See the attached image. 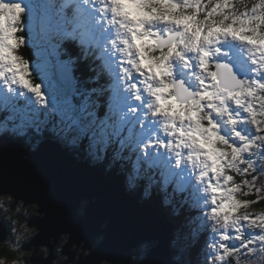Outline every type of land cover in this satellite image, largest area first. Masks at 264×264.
<instances>
[{
    "label": "rangeland",
    "instance_id": "1",
    "mask_svg": "<svg viewBox=\"0 0 264 264\" xmlns=\"http://www.w3.org/2000/svg\"><path fill=\"white\" fill-rule=\"evenodd\" d=\"M24 1L28 3V7ZM31 1H0V33L8 37L7 43L12 48L19 46L18 55L23 60L27 73V86L20 84V88L15 91V96L21 97L20 99L26 98V102L18 100L14 104L17 105L19 111H22L24 118H33L37 124L18 120L14 111L11 114L6 113V117L10 118L11 122H0V134L6 130L4 135H8L6 139L0 141V144L8 148L9 156H14L16 166L14 170L11 167V170L17 169L23 175L27 174L23 171V160L27 159V155L22 154L18 148L21 146L31 147L32 150L37 149L43 142H40L41 139L38 140L37 136L35 139L33 135L35 133L40 135L46 126L47 117L43 116L42 111L60 109L64 120H58L52 125L56 132L53 130L49 132L53 138L51 141L47 139L48 144L50 143L54 148H61L59 149L61 153H64L67 159H71L70 169L73 167L77 171L85 172V170L95 168L90 173L97 174L98 168L95 164L101 165L105 160L104 157L99 156V153L107 146L110 148L119 146L116 143H120L121 138L117 141L118 137L114 136L115 141H110L111 125L107 131L92 112L94 89L91 94L88 93L84 87L85 82L78 74L73 70L67 71V76L71 74L73 85L65 73H62L60 79L63 83L59 85L56 82L55 84L49 67L58 63L56 60L60 62L65 60L64 53L57 56V53L61 52L59 46L62 40L57 37L58 33L53 22L51 26L48 23L45 28H42L38 21L28 19L33 16L32 11H37L33 7L35 0ZM127 1L118 0L120 8H117L119 12L120 9L125 12L126 17L129 15L128 20L123 16L127 37L123 35L115 37L116 42H113L112 46L117 50L114 48L110 50L108 46L110 50L108 57L113 56L117 60L116 65L119 68L116 67V70L124 71L122 77L126 76L125 79L134 80L131 85L135 93L134 101L136 97L137 99L142 97V90L146 91L150 98L147 99L144 107L143 101L138 105L135 103L139 108L138 116H135L139 117V124L137 125L134 119H130L132 128L136 127L134 139L137 141L138 138L144 144L145 151L150 154H161V159L163 154L165 160L161 162L168 171V177L174 181L183 182V187L188 186L186 175L193 177V171L196 170L201 172L202 178H212L213 181H217L219 187L216 188V195L213 199L218 202H209L210 210L215 212L216 217L222 215L225 220L233 218V222L230 223L221 221L222 226L219 230L215 225V232L208 231L204 236L206 241L210 238L216 240L214 245L212 243L205 245L202 239L201 245L194 244L193 238L198 237L199 232L203 231L201 227L205 225V219L210 226L212 218L208 215L211 211L207 205L204 206V200L200 202L199 199L202 194H204V199H207L208 191L204 193L205 189L202 185L201 191L199 189L194 195L193 187H191L190 195H184L183 205L175 206L173 213V216H179L177 211L185 215L186 208L190 206V216L185 215V224L184 221L182 222L183 217L179 225L175 226V223L171 222L174 226L173 232L170 227L167 231L169 235H172L170 249L177 252V256L171 252V260L177 263L178 258L182 257L184 263L189 264L187 259L190 254H193L190 264H264V206L259 205V202L264 200V0H129V9L126 12L125 3ZM233 2H238L239 7L233 5ZM36 4L50 18L54 14L53 9L63 8L59 0H36ZM112 7L115 10V6L112 5ZM190 8L192 11H187ZM7 9H11V13L7 12ZM30 21L32 24L28 23ZM55 23L64 37L77 38L79 42H82L84 33L76 34L75 30L66 25V22L58 16ZM23 32L25 37L22 35ZM166 33H168L167 36H164ZM172 33L174 35H171ZM14 34L20 38L19 41L14 38ZM135 35L142 41L134 40ZM229 36L236 38V42L240 40L241 45L246 49L238 51L235 42L232 41L229 50L232 55L236 54V65L246 64V61L242 60V53L250 57L249 49H258L252 52L251 55L256 59H251V62L259 69L249 71L253 78L250 82V77L248 80L250 84L247 86L243 84L233 88L225 85L221 87L212 69L214 64L218 67V61L226 56ZM122 44L125 45L123 52ZM57 45L55 50L54 46ZM21 46L24 49L31 48L30 61L24 60L20 53ZM216 46L218 47L215 49ZM99 54L103 52L100 51ZM4 57L12 61L20 60L10 48L6 47L0 48V58ZM124 62L125 65L122 64ZM31 73L37 80L32 84L37 85L38 88L31 86ZM175 75L182 77L174 78ZM117 78L116 75L114 81H117ZM183 78L189 83L185 91H182L179 86L185 81ZM168 80L171 84L166 82ZM3 81L6 84L13 82L18 87L12 76ZM87 82L91 83L89 79ZM57 85L62 88L68 87L70 93L76 90L84 101L80 105L75 104L69 97L70 94L65 96L55 91L54 86ZM133 91L123 82L117 93L110 98L113 100L111 106L116 111L111 113L112 124L116 132L128 123L122 115L126 108L125 102L129 101ZM45 92L50 94L52 99L48 100L51 102L45 99V94H43ZM1 98L5 101L0 95V105ZM42 98L44 100L39 107ZM178 99L183 100L179 102ZM26 105L31 107L26 108ZM84 109H89V116L95 118L93 120L84 119L86 115L81 113ZM124 119L125 124H123ZM40 120L44 122V127L40 126ZM156 121L160 124L159 130L155 124ZM150 123L151 127H149ZM144 126H148L150 133L142 132L145 131ZM98 129H100L99 132ZM27 131L29 133L25 135ZM159 132L166 134V141H162L164 134L159 135ZM18 137L25 139L19 142L20 146L14 144ZM55 137H57L56 141ZM99 143L103 145L100 146ZM64 149H67L68 154L63 151ZM140 150L135 149V159L146 157ZM176 150L179 159H175ZM168 152H170L169 155ZM156 159L158 158L155 157L154 160ZM121 162L123 161L119 158L118 168ZM105 167L107 168V165ZM106 170L109 171V169ZM119 172L123 173L122 170ZM210 172L212 177L209 176ZM7 174L13 175L10 171ZM80 176L81 174H72V178L75 179H79ZM35 177L36 174H28L25 181L31 183V180H36ZM124 181H126L125 178ZM130 183L135 184L132 181ZM177 187L176 185L175 192ZM146 189L148 190V186ZM45 192L48 194V190ZM102 195L104 196L102 193L98 197L95 196L94 200H105L106 197L103 198ZM177 195L178 193L165 196V198L161 197L158 202L160 205L145 201L143 203L151 208L164 210L171 218L173 208L169 205L174 199L173 196ZM194 198L197 199L198 206L194 204ZM174 201L177 202L178 199ZM88 202L83 200L81 206L79 205L76 209L73 207V209L79 215H83ZM118 205L121 208L123 204ZM216 205L217 207L213 209ZM194 209L196 211L201 209L200 217L196 216L198 213H195ZM90 211L92 212L91 206ZM154 213L151 212L150 216L142 215V219L147 221L144 227L145 232H148L151 224L154 229L159 228L163 231V225L155 220ZM202 214L204 215L201 217ZM34 215H37L34 204L25 203L20 199L15 200L8 193L0 194V219L5 220L3 225L8 226L3 230L0 227L2 230L0 245L1 247L4 244L8 245L10 251L14 253L13 256L0 255V261L3 264H31L30 258L41 254L42 258H47L51 253L56 258L55 263L72 264L66 262L68 257L64 253V246L69 239L68 234H61L51 249L48 248L46 255L40 251V245L31 244L34 237L28 239V236L32 235L31 230L34 227L29 226V220ZM213 219L216 220L215 217ZM106 223L108 220L103 226ZM213 235H215L214 238ZM100 238L102 235L97 237L96 242ZM155 242L154 240L139 242L125 255H130L136 264L144 259L149 250L155 246ZM70 250L76 252V245H72ZM80 251L82 250L79 248V252L76 253ZM85 253H88L87 249Z\"/></svg>",
    "mask_w": 264,
    "mask_h": 264
},
{
    "label": "water",
    "instance_id": "2",
    "mask_svg": "<svg viewBox=\"0 0 264 264\" xmlns=\"http://www.w3.org/2000/svg\"><path fill=\"white\" fill-rule=\"evenodd\" d=\"M51 70L55 78V75H60L56 82L59 85L63 83V81L60 82V79L62 78V73L64 74L65 72L61 68H52ZM65 74L67 76V73ZM67 77L71 79L72 84L71 74ZM65 88L58 85L55 86L56 91H59L62 95H73L76 91L67 93ZM47 144L43 142L34 150L30 148L22 149L20 148L21 146L17 147L22 154L32 157V159H29V157L23 160V171L27 173L25 175L17 171V169L12 171L15 168L14 166H16L14 156H9L8 148L0 144V154L5 155L7 158V161H3L4 158L1 159L0 157L2 161L0 162V194L8 193L15 200L20 199L25 203H31L36 206L37 215H34L29 220V226L39 229L38 234L33 238V243L36 245L43 244L51 249L61 234H68L69 239L64 246V253L68 257L66 262L68 263L100 264L106 261L110 264H134L131 256H126L125 254L130 252L131 248L139 242L154 240L156 241L155 246L149 250L144 259L136 264H180L173 262L170 258L172 235H169L167 231L170 227L173 232L174 226L164 210H159L156 207L151 208L144 203H139L134 196L122 192L119 187L105 178L102 173L100 174L98 171L96 172L97 174L90 173L95 168L85 170L79 178L80 181L72 178V174H76L77 170L73 167L71 168L72 170L70 169L71 159L68 158V160L64 153H61V150H59L61 148L51 146L53 152H50L51 155H55L56 158L62 160L58 162L62 164L59 172L53 169L50 171L47 166H41L40 162H38L39 160H36L39 156L44 158L48 156V151L45 150ZM18 149L17 152L20 153ZM75 165L82 168L78 164ZM8 171L13 175H8ZM39 172L45 173L46 177L43 180L38 175ZM28 174H36L34 178L36 180H31V183H27L25 178L28 177ZM18 185L21 188L28 187L31 190V194H23V192L16 191L15 186ZM95 188L99 189V191L93 190ZM47 190L48 194L45 192ZM50 193L59 195L58 200H52ZM101 193L104 194L102 197H106V199L103 201L94 200L95 196L98 197ZM83 200L89 202L83 215H79L75 209L79 207ZM119 203L123 204L121 208H119ZM90 206L92 212L90 211ZM144 212H155L153 217L163 225V231H160L159 228V230L154 229L151 224L148 232H145L144 227L147 221L142 219V215L146 216ZM130 216L136 223L139 222L141 225L138 223L135 227L129 226ZM107 220L108 223L103 226ZM0 227L3 230L5 225L0 224ZM2 230H0V233H2ZM101 235L102 238L96 242L97 237ZM72 245H76V250L79 248L82 250L78 257H76L75 250H70ZM86 249L88 251L87 254L85 253ZM54 259L56 260L51 253L48 254L47 258H42L41 254L30 258V262L33 264H54Z\"/></svg>",
    "mask_w": 264,
    "mask_h": 264
},
{
    "label": "trees",
    "instance_id": "3",
    "mask_svg": "<svg viewBox=\"0 0 264 264\" xmlns=\"http://www.w3.org/2000/svg\"><path fill=\"white\" fill-rule=\"evenodd\" d=\"M246 2V1H245ZM233 5H236V6H238L239 5V3L237 2V3H232ZM248 4V3H247ZM249 5V4H248ZM239 7V6H238ZM192 8H190V9H187V11H192L191 10ZM200 20H203V19H200ZM59 23V22H58ZM24 37H25V33L23 32V34H22ZM256 36V35H255ZM67 38H69V36H67ZM76 40H77V38H75ZM82 45H84L85 46V48L83 49L84 50V52L80 49V47L79 46H82ZM90 45V46H89ZM79 46H77L76 48H70V50H71V52L74 54V55H78V56H80V55H84L85 57L86 56H90V57H92L93 58V60H94V51H96V53L98 52V49L93 45V43H88L87 41H83V42H79ZM28 47V46H27ZM89 48V49H88ZM23 50H24V52H23ZM90 50V51H89ZM20 53H21V55H23V58H24V60H28V61H30L31 60V56H32V53H31V48L30 47H28L27 49H24L23 48V46H21V51H20ZM95 58H96V60H94L93 61V63H92V66H90L88 63V66H85V64L84 63H82V67H86V69H91L92 70V72H87L86 74L88 75V78L90 79V81H91V83H88V82H86L85 81V83H84V87H85V89H86V91L88 92V93H90L91 91H92V89H94V94H95V96L96 97H98V95L100 94V93H103V94H105L104 92H108V90H107V86H101V83H98V82H95V81H93V79H94V77L92 76L93 75V73H96V72H100L101 71V69L103 68V64L101 63V62H99L98 61V59L97 58H102V56H98V53L95 55ZM76 66H78V65H76ZM109 67V66H108ZM76 73H79L78 71H76ZM37 76V75H36ZM38 78V77H37ZM30 79H31V84H32V82L34 81V82H36L37 80H36V78H35V75L33 74V73H31L30 74ZM81 79V78H80ZM106 79H109V77H107ZM82 80H84V79H82ZM88 80V79H87ZM33 85V84H32ZM31 85V86H32ZM35 86H37V85H35ZM33 87V86H32ZM35 88H38V86L37 87H35ZM43 94H45V99H52L51 98V96H49L50 94H48V93H43ZM103 97L104 96H101V97H99V103H101V104H104V99H103ZM22 100V99H21ZM20 99H19V102H26V100H22L21 101ZM96 100H98V98H96ZM49 101V100H48ZM49 102H51V101H49ZM53 102V101H52ZM40 104V103H39ZM41 104H42V101H41ZM2 108H3V112H1V114H0V116L2 117V119L5 117L6 118V113H5V111H6V109H7V106H6V102L5 101H3L2 102ZM52 109H50L49 111H51ZM12 112V111H11ZM52 113L53 112H55V113H57V111H51ZM18 114H20V115H22V111H19V112H17ZM102 107L101 106H98V108H97V110L96 111H94V114H98V115H102ZM7 114H11V113H7ZM8 118V117H7ZM43 120V119H42ZM107 129V128H106ZM52 130L53 131H55L56 132V130L52 127V124H49V125H47L42 131H41V134L40 135H38V134H34L33 136H34V138L36 139V136H37V139L38 140H40V139H42V138H48V137H52V135L49 133V132H52ZM6 131V130H5ZM5 131H2L1 132V134H5ZM108 131V130H107ZM112 132H113V134L114 135H117L118 134V132H116V130H114L113 129V126H112ZM28 131H27V133H25V135H28ZM55 135H57V133L55 134ZM33 138V139H34ZM56 139H57V137H55ZM18 140H20L21 142H23V140H25V139H23V137H18L17 138ZM117 144V143H116ZM99 145L100 146H102V144L101 143H99ZM67 150V149H66ZM113 149L112 148H110L109 149V151H107V153H108V155H106L105 157H104V162H102L103 164H105V166L107 165V168H109V172H107V170H106V167L103 165V164H101L100 166H102V168H103V170H104V172L107 174V176H110V177H114L115 179H116V181H118L123 187H125L129 192H131V193H133V194H135V196L138 198V199H140V200H142V201H145V202H150V203H153V204H156V205H160L158 202H160V198L162 197L161 196V194H160V192H159V189L160 188H162L161 186H158L157 185V187L155 186V187H151L149 190H147L146 189V185H147V183H149V181L147 180V178H142V179H140L139 180V178L138 177H135V182L136 183H138L137 185H136V187L134 188H131V187H127V186H125L124 185V182H123V180H124V178H123V174L122 175H119L118 174V170H119V168H118V165H117V161H116V156L114 155V151H112ZM97 151H98V149H97ZM103 152H100L99 153V156L100 157H102L103 158V155L104 154H102ZM98 155V154H97ZM88 161H90V160H88ZM90 162H92V161H90ZM143 164H145V165H152L151 166V170H147V174H153V175H156V177L155 176H153L154 178H157L158 179V181H161L160 180V174H165L166 175V171H158V172H154V171H156V165H155V162L153 161V162H142ZM173 182L177 185V183L173 180ZM128 185V184H127ZM163 198V197H162ZM175 199H178V201L177 202H175L174 200ZM181 199H184V198H182V197H176V198H174V199H172L173 201H171L172 203L169 205L170 207H171V205H172V214H170V216H171V218H172V220H173V222L175 223V226H176V224L177 225H179V223H181V217H183L184 218V220H182V222L184 221V224H185V221H186V218H185V215H187L188 217L190 216V214H191V207L190 206H188L187 208H186V211L187 212H185V215H184V213L183 212H179V211H177V213H178V215L179 216H173V213H174V207L175 206H178V205H180V200ZM165 200V199H164ZM175 204V205H174ZM259 205H262V206H264V200H261L260 202H259ZM193 208H194V206H193ZM166 209V208H165ZM29 216V215H28ZM186 216V217H187ZM4 222H5V220H4ZM204 236L205 235H203V234H201V232H199V236L198 237H195V239L193 238V242H194V244H199V245H201L202 244V241H201V239L202 240H204ZM204 242V241H203ZM194 251V253H195V250H193ZM172 253H175L176 254V256H177V252L173 249L172 251H171ZM0 255H2V256H8V255H10V256H13L14 255V253L12 252V251H10V249H9V247H8V245H2V247H1V245H0ZM190 257L187 259L188 260V262H189V264H190V261H192V256H194L193 254H190L189 255ZM27 261H28V259H27ZM178 263H180V264H185L184 263V259L182 258V257H179L178 258V261H177ZM100 264H103V262H101Z\"/></svg>",
    "mask_w": 264,
    "mask_h": 264
},
{
    "label": "bare ground",
    "instance_id": "4",
    "mask_svg": "<svg viewBox=\"0 0 264 264\" xmlns=\"http://www.w3.org/2000/svg\"><path fill=\"white\" fill-rule=\"evenodd\" d=\"M109 3L111 4V5H113V6H116V4H117V2H114V1H109ZM85 8H86V10L84 11V13H85V17H84V20H81V24H82V26L83 27H81L79 24H78V22L77 23H75V25H73V26H71L75 31V33L76 34H78V33H80V32H82V33H84V38H83V40H82V42L83 41H87L88 43H93V45L98 49V56H102V58L103 59H106L107 58V56H106V54H105V51H106V49L108 48V45L106 44V43H104V42H102V43H94V42H92L90 39H89V37L86 35V33L83 31V30H81V28H85L87 31H90V32H95V33H99V34H101L102 32L103 33H107L108 31L107 30H105V28H104V26H101V24H95V23H93V22H88V19H90L89 18V12H88V10H87V7L85 6ZM78 12V11H77ZM77 12H74V13H77ZM84 13H83V15H84ZM73 14V13H72ZM125 20V19H124ZM80 23V22H79ZM95 26H98V27H95ZM73 32V31H72ZM138 33V32H137ZM171 35H174V33H172ZM167 36V35H166ZM73 39H75V38H73ZM159 40V39H158ZM168 40V39H167ZM79 46V45H78ZM90 46V45H89ZM80 47V49L84 52V48H85V46L84 45H82V46H79ZM89 49V48H88ZM124 49V48H123ZM90 51V50H89ZM100 51H102L103 52V54H99V52ZM123 65H125L126 63L124 62V63H122ZM108 66H109V68H110V70H111V66H113V64L111 63V60L109 61V59H108ZM107 66V67H108ZM217 69H219V66L218 67H216ZM56 76V78L54 77V81H55V83H56V79H58V76L60 77V75L58 74V75H55ZM246 82H248V81H246ZM219 85L221 86V87H223V85H221V83H220V81H219ZM194 89V88H193ZM18 90V89H17ZM17 90H15V91H17ZM15 91H13V94H11V102L12 103H14V102H16V101H18L21 97H19V98H17L16 96H15V94H16V92ZM66 91H67V93H70L69 92V88L67 87L66 88ZM2 99V98H1ZM21 100V99H20ZM22 100H26V98H23ZM21 100V101H22ZM179 100V99H178ZM183 99H181V100H179V102H181ZM1 102H3V99L1 100ZM187 103V102H186ZM123 124H125V119H124V122H123ZM132 127V126H131ZM133 127H134V124H133ZM107 130V129H106ZM6 136H8V135H4V134H0V141L1 140H4V139H6ZM11 139V138H10ZM47 139L48 140H52V137H48V138H43V139H41L40 140V142H44V143H48L47 142ZM55 139V141H56V138H54ZM54 139H53V141H54ZM15 143V145H19L20 146V144H19V142H21L20 140H18V139H16L15 141H14ZM47 147L45 148V150L46 151H48V156H46L45 158L43 157V156H39L38 157V159L36 160V161H38V162H40V164H41V166H47L48 168H49V170L51 171L52 169L53 170H58V172L60 171V168L62 167V164H59L58 162L59 161H62L61 159H58V158H56L55 157V155H51V153L50 152H53V149H52V145L49 143V144H47L46 145ZM22 149H27V148H24V147H21ZM30 149H32L31 147H30ZM66 154H68V151L66 150V149H64L63 150ZM0 157H1V159L2 158H4L3 159V161H7V158H6V156L5 155H3V154H0ZM30 157V155H27V158H29ZM156 158H159V156H157ZM6 159V160H5ZM29 159H32V157H30ZM155 162V160L153 159V158H151V157H148V158H145V159H142L141 160V162ZM0 162H2L1 160H0ZM37 162V163H38ZM95 166L98 168L97 170L99 171V173H102L104 176H105V178H108L107 177V174L104 172V170H103V168H102V166H100L98 163H96L95 164ZM45 168V167H44ZM46 171H48L47 169H45ZM49 172V171H48ZM83 172L82 171H80V170H78V171H76V174H82ZM39 176H40V178L43 180V178L44 177H46L45 176V173L44 172H39V174H38ZM166 175L167 176H169L168 175V173L166 172ZM175 178V177H174ZM67 179V178H66ZM48 180H49V178H48ZM176 182V181H175ZM177 183V182H176ZM63 186V185H62ZM16 187V191H18V192H23V194H27V193H29V194H31V190L28 188V187H24V188H21L19 185L18 186H15ZM99 187H102V186H99ZM98 188V187H97ZM122 188V187H121ZM93 190H95V191H99V189H93ZM50 195H51V198H52V200H58V198H59V195H57V194H51L50 193ZM22 199V198H21ZM144 214L146 215V216H150V213H147V212H144ZM130 220H129V226H133V227H135L136 225H138V223H136V221L135 220H133V218H131V216H130V218H129ZM170 221L173 223V220H172V218H170ZM3 223H4V220L3 219H0V224H2L3 225ZM140 225H141V223H139ZM5 227L6 228H8V226H7V224H5ZM68 240V239H67ZM146 241H151V240H146ZM31 244H33V240L31 241ZM31 264H33L32 262H31ZM108 264H110L109 262H108Z\"/></svg>",
    "mask_w": 264,
    "mask_h": 264
},
{
    "label": "clouds",
    "instance_id": "5",
    "mask_svg": "<svg viewBox=\"0 0 264 264\" xmlns=\"http://www.w3.org/2000/svg\"><path fill=\"white\" fill-rule=\"evenodd\" d=\"M6 11L11 13L12 10L7 9ZM14 38L17 39L18 41L20 40V38L15 34H14ZM7 40L8 37L4 36L3 33H0V48H4V47L10 48L12 52L15 53L17 57L20 58V56L18 55L19 46H17L16 48H12V46L7 43ZM0 74H5V75L10 74L14 80L18 81L24 87H26L28 84V81L26 80V76H27L26 68L24 67L23 60L21 58L19 61H12L9 60L7 57L0 58ZM31 231H32V235L28 236V239L35 237L38 234L39 229L33 228ZM40 251L44 255H46L49 249L46 245H40ZM0 264H3V262L0 261ZM103 264H108V262L103 261Z\"/></svg>",
    "mask_w": 264,
    "mask_h": 264
},
{
    "label": "snow or ice",
    "instance_id": "6",
    "mask_svg": "<svg viewBox=\"0 0 264 264\" xmlns=\"http://www.w3.org/2000/svg\"><path fill=\"white\" fill-rule=\"evenodd\" d=\"M216 79L220 81L221 85H227L229 82L232 81L231 73L229 72V69L226 67H221L216 73H215ZM215 87V85H213Z\"/></svg>",
    "mask_w": 264,
    "mask_h": 264
},
{
    "label": "flooded vegetation",
    "instance_id": "7",
    "mask_svg": "<svg viewBox=\"0 0 264 264\" xmlns=\"http://www.w3.org/2000/svg\"><path fill=\"white\" fill-rule=\"evenodd\" d=\"M77 251L79 252V249H77ZM77 251H76V252H77ZM80 253H81V251H80ZM80 253H76V254H77V257H78V255H79Z\"/></svg>",
    "mask_w": 264,
    "mask_h": 264
}]
</instances>
